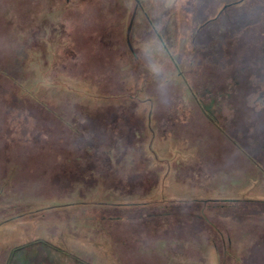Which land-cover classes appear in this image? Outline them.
<instances>
[{"label": "rangeland", "instance_id": "obj_1", "mask_svg": "<svg viewBox=\"0 0 264 264\" xmlns=\"http://www.w3.org/2000/svg\"><path fill=\"white\" fill-rule=\"evenodd\" d=\"M262 27L264 0H0V264H219L160 229L264 207Z\"/></svg>", "mask_w": 264, "mask_h": 264}, {"label": "crops", "instance_id": "obj_2", "mask_svg": "<svg viewBox=\"0 0 264 264\" xmlns=\"http://www.w3.org/2000/svg\"><path fill=\"white\" fill-rule=\"evenodd\" d=\"M258 46L260 47V45ZM242 61L245 62V60ZM248 70L250 71V75L248 76L244 75V73L249 72ZM258 70L259 69L257 64H253V67L251 68H249V66L243 67L242 70H239L236 73L235 76L236 78L235 77L232 78L233 83L235 85L239 83L240 86L243 83H247L248 82L247 79L254 78V76L251 74L257 72ZM243 79H245V81H242ZM230 88H232V86H230ZM218 96L219 94H217V97ZM218 109L219 108H217V110H213L215 111L213 115V117L215 118V122H216V116L222 114L223 112V110H218ZM234 114L236 115V117L234 116V122L238 123L239 125H243L242 123L246 121V119L242 115L241 111L234 110ZM199 122L201 126L200 129L203 128L204 130H208L210 132L209 134L210 138H212L214 133H216L215 130L222 133L221 132L223 130L222 127H219L218 124H214L215 122L210 123L208 119L206 120V118L204 119L202 116L199 117ZM247 123L248 122L246 121L245 125ZM211 133H213V135ZM218 136L220 135L218 134ZM227 136L228 135L226 136L224 135L223 140L227 139ZM237 142L239 144L238 140ZM242 151L246 154L245 152L246 149L244 147L241 149V152ZM246 156L248 157V155ZM254 162L264 165V162L259 161L258 159H256ZM209 205L192 204L191 206H189L187 212L185 211L187 218L186 217L182 218L178 216V218L174 222L165 224L164 229L162 225H160V222L156 223L157 225L155 224L154 225L160 228L162 227L160 229V233L163 236L164 233H166V237L169 236L174 237V233H176L175 238H177L178 243L186 244V245L190 244V251H189L191 254L189 255L190 257L197 256L198 259V255H200L201 257V255L203 256V254H205L204 251L200 250L199 248L200 244L210 245L213 242L220 243L223 241L224 245L230 248H228L227 250V247L225 246L224 251H221L220 248L219 251L213 252L214 254H211L212 256L210 257L213 258L214 256L215 261L216 259H219V264H264V251H263L264 207L258 209L255 208V212L250 211L248 213H243L241 211L239 213L237 212L232 213L231 211L228 210L224 212H220V211L209 212L210 210ZM199 211L200 212L206 211L207 214L203 213L204 215H201L197 213ZM249 223H253V224L255 223L260 228V230L262 228L261 230L262 234H258L259 228L255 230L243 229V226ZM169 226L176 228L174 233L166 231V227L169 228ZM221 237H223L224 240H220ZM231 242H235L234 243L235 247L234 246L231 247L230 245H227V243L230 244ZM254 243H257L256 246L253 247L255 251H253L254 249L251 248V244ZM192 249H199V250H192ZM191 264H196V263H191Z\"/></svg>", "mask_w": 264, "mask_h": 264}, {"label": "trees", "instance_id": "obj_3", "mask_svg": "<svg viewBox=\"0 0 264 264\" xmlns=\"http://www.w3.org/2000/svg\"><path fill=\"white\" fill-rule=\"evenodd\" d=\"M261 32V33H260ZM257 35V34H256ZM258 36H259V40L261 39L262 40V38H263V40L261 41V43H260V47H259V51H260V49L263 51L264 50V27H262L261 28V31L259 30V33H258ZM92 147V146H91ZM97 149H98V147H96ZM105 155H106V153H105ZM99 158H101V157H99ZM110 158V160H111V157H109ZM110 160H107V163L108 162H110ZM91 170L93 169V168H90ZM93 171V170H92Z\"/></svg>", "mask_w": 264, "mask_h": 264}, {"label": "clouds", "instance_id": "obj_4", "mask_svg": "<svg viewBox=\"0 0 264 264\" xmlns=\"http://www.w3.org/2000/svg\"><path fill=\"white\" fill-rule=\"evenodd\" d=\"M183 0H167L168 6H179Z\"/></svg>", "mask_w": 264, "mask_h": 264}]
</instances>
